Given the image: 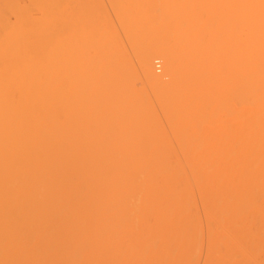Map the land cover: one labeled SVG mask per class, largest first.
<instances>
[{
	"label": "bare ground",
	"instance_id": "obj_1",
	"mask_svg": "<svg viewBox=\"0 0 264 264\" xmlns=\"http://www.w3.org/2000/svg\"><path fill=\"white\" fill-rule=\"evenodd\" d=\"M80 1L82 5H86V0ZM82 1L85 3L83 4ZM88 1V6L86 5L88 9L86 6L81 8H85L84 11L87 10V12L91 11L89 4L92 3V0ZM138 1L142 5L149 0H142V3L140 0ZM160 1L165 0H159V2ZM183 1L187 2L188 6H185V2ZM113 2L114 9L116 8L117 15H119V20L128 22V24L125 23L126 27H128L129 24L131 25L130 21L133 18L130 15L131 12H133L134 9H137L136 12H138V9H142V7H139L141 5L139 3V5L137 4V0H131L130 2L113 0ZM164 3L165 10L161 12L160 15L145 16V27H141L145 29H141L140 27L137 28L133 25L136 24V22L134 23L133 21V28L135 27V30L137 28L141 30V32L136 30V32H139L140 36L136 38L138 42L135 40L137 35L134 38L131 36L134 42H130L132 44L129 46H134L135 43H137L136 46L133 47L134 49H131V52H133L135 56H139L136 52L141 56L139 65L137 64L138 62L135 63L138 67L140 66L139 70L142 69V72H140L145 75H143L144 80L152 86L154 93L158 97L159 103H157L165 113L167 119L163 120L169 123L167 124L168 127L170 126V128H168L169 131L172 129V132L170 131L172 138H175L174 140L177 138V141L174 142L176 144L178 143L177 146L179 148L183 146V150H185V154L181 152V156L183 155L182 158L188 170L181 158L179 156H174L175 152L172 151L173 145H169L171 140L168 135L167 137L170 141H167L168 138L167 140L165 138L166 131L165 129L163 130L164 125H162L161 119L159 120L157 112L160 111V108L157 107L159 110L156 111L155 106L153 107V101L149 103V101H151L150 98L154 97L153 94L151 95L153 97H149L146 95L148 92L144 90V84L147 82L145 83L143 80L144 84H140L141 87L140 85H136V87L138 86L137 89L139 91L143 88L142 90L146 92L144 95L145 98L147 97L146 99H148V102L144 101V92L142 90L140 94L138 90L137 93L134 91L135 88L133 89V87L129 86V83L132 84L130 78H132L133 83L137 81L136 78H138L139 81L142 80L137 70H135V63L130 62V58L129 60L124 57V51L120 52V50L118 52L112 48L116 45L113 44L112 46L110 42L112 40L116 41L118 38L115 36L116 33L114 35L115 37L113 35L108 36L107 34H112L111 32L113 30L111 31L110 29L111 32L109 30L107 32V30H105L106 28H101V32L96 31L99 29H95V33H92L94 32L92 31L90 34L91 36L83 35L81 37V28L85 29L81 27L78 29V34L81 39L80 37H78L77 40L70 38L71 42L69 43L68 49L65 47V51L67 52L66 55L70 57V62L68 61L69 58H67L62 61H54L52 65L55 67L58 64L57 68L53 66V68H51V64H46V68L40 66L35 70H42L41 72H43L45 77L40 75L41 73L39 74V72L33 70V72H30L31 75L29 77L24 76L20 79L21 83L19 84L23 87H19L20 90L18 89L19 92L15 93L16 95H14L13 102H9V98H7V101H3V99L0 98L2 104L7 102L3 104V106L0 103V264H38L39 261H44L42 259H44L46 253L49 254L50 251L51 253L53 251L54 254L56 252L60 253L63 247L66 248L65 239L76 237L73 239L75 240L77 237H81L83 233L85 234V230H88L86 232H89V236L87 234H85L87 236H83L85 238L92 237L93 234H97L95 232L100 230L102 226L96 224L105 223V227H107L111 221H121L119 224L123 223L122 225L124 227L121 225L120 229L111 228V230L110 227H108L110 230L106 229L108 234L107 231L103 229V225L102 229L104 233H101V229L98 234H102L104 237L106 236V238L107 236L112 238L111 235L114 236L119 233L116 237L118 241L115 243L119 242V237H122L123 240L126 237L125 239L128 241L129 239L133 241L131 243L129 242L127 246L125 245V241L122 240L124 243L123 246H127V248L123 250L119 245L116 246L117 248L113 245L114 248H108L114 249V251L111 250L110 252H108L109 250L107 251L106 248L102 249L95 245L98 249H102L100 252H96L99 256L93 252L95 257H102L103 254L104 256H109L108 258L104 257V261L102 258L103 262L100 261L101 264L104 262V264H178V260L181 262L185 259H179V257L182 256L180 255L181 251L179 252L181 248L176 243H179L178 241L181 240L184 235L185 237L183 239L185 243L184 240L183 242L181 240L180 243H182L183 246L184 244L187 246L190 244L188 240L189 232L191 231L194 235L197 233V229L195 231V227L197 226L189 222L193 217H196L197 222V216L193 214V216H190L191 214L189 215V212L186 213V216L184 215L185 217L183 216L184 218L190 216V219H187L188 226L183 224V226L186 227L185 229L183 228L186 232L181 230L180 226L176 225L179 222L176 221L182 217L181 215L185 214V211H188L184 209V207L187 206L185 203L189 201L188 196L192 198L194 194L191 195L192 192L190 191V193H188L189 195H184V192L188 189L187 187L190 186L189 190H192L191 188L195 186L194 183L196 182L198 188L202 185L201 187L203 190L200 189L201 193H203L202 191L206 192V187L209 188L208 193L211 194L212 197H210L211 195L209 196L208 193H204L202 194L203 196H201L207 200L210 198L213 200L215 197L213 194L216 193L215 189L218 187H216L217 184H219V188L224 189V193H227L225 191L226 189H229L227 191H231L232 195L228 193L230 197L232 196L230 198L223 193L222 189H219L221 190L219 194L223 193V195L227 196V199H225L222 195L224 200L228 201L227 203L218 199L219 197H216V200L218 199L219 201L216 203L214 198L215 204H211L213 201L210 200L208 205L206 202H203L201 198L203 204L206 203L204 205H215V207L211 209L213 213H211L209 209L207 215L213 217L211 214L217 212L214 218L220 215L219 218L217 217L219 220L228 219L227 221H229V215L231 213L230 204H234V208L236 207L235 209H238L237 207H239L240 211L242 209V211H259V216L257 215L258 213L256 214L254 211L251 213L248 212L249 214L244 211L246 217L244 214L243 217L247 219L248 216L249 218L251 216V225L253 227L255 226L253 220L257 217V219H261L260 215L262 210H264V0H166ZM183 3L186 8L189 7V11L182 12L184 6L182 9L181 4ZM92 5L95 6L96 3ZM189 5H191L193 9H191ZM194 5L195 7L197 6V11L194 9ZM143 7L144 10L141 11L140 9V12H145V5ZM185 9L183 11H186ZM99 12L100 10L96 13ZM90 13H92V11ZM96 13H93L95 21ZM138 14L140 15V13ZM99 16L97 14V20L101 18ZM130 29L129 27L125 29V31L127 30L126 34L128 38H130L129 34L132 35V32L135 31ZM87 30L89 31V28ZM87 30L85 34L88 33ZM143 30L144 32L142 34ZM129 31L130 33L128 34ZM96 33L99 35L98 37L105 36V39L100 37L101 40L103 39L105 41H98L101 44L104 43V45H98L99 43L95 42L96 40L94 38L98 39ZM159 34L162 37L165 36L168 41L164 38L166 40V42H164L162 37L156 39V36ZM91 37L92 40L94 39L95 41L93 40L92 42ZM142 38L145 40V43ZM107 40L110 41L105 43ZM141 40L143 41V48L140 47L141 45L138 46L139 42H142ZM90 42L91 44L98 43V47L94 44L93 49H95V51L97 50V53H101L100 55H102L103 52L104 55L102 56H108L107 60L112 64L108 65L107 62L105 64L103 61L106 59L105 57H97L96 55H99V53H93V46L87 48L90 46H88ZM77 43L82 45H80L82 48L81 51L78 50ZM106 44H110L111 46H107ZM105 45L112 48V51ZM100 47L102 49L99 51L98 49H100ZM74 49L81 52L76 51V57L79 55V58L81 55V57L84 58V62L83 59H80L81 61L79 60V63H77L76 59H71L74 55ZM85 49H92L91 52L93 54H90L91 52L87 53L88 50L84 52L83 50ZM113 50L115 52L113 56L115 57H112ZM68 52H70L72 56L69 55L70 53ZM89 54L95 56L93 57ZM117 55L123 61L118 58ZM137 58L138 57H136V61H138ZM152 58L155 59L154 61H156V63L160 60L159 58L165 60V66L163 65L165 68H161V62L158 61L159 63H157L161 65H158V67L160 66L158 71L162 69L165 75L160 74L157 69L156 71L154 70L152 66L157 68V65L152 61ZM115 62H117L120 67L117 66ZM120 62H123V64L121 63L122 66ZM70 63L73 64V66L70 65ZM43 64L45 63H40V65ZM109 66H111V68H109ZM52 69L54 72H52ZM102 69L103 72L101 73ZM133 70H135V73L132 72ZM47 73L50 74L47 75ZM34 74L43 76L42 80L45 83H41V80H37L39 76H34ZM136 75L138 77H136ZM164 76H168V79ZM48 77L49 79H47ZM50 77L52 79H50ZM108 79L113 81L109 82ZM25 83H27L28 91L25 88ZM139 83L140 82H138V84ZM67 85L70 87L67 88ZM55 87L57 88V92L54 91L56 90ZM149 87L148 85V88ZM93 92L96 96L93 94L95 97L93 96L94 98H92L91 95L89 99V94ZM43 93H45L46 98ZM151 93L153 92L150 91V94ZM85 95L87 99H89L88 101ZM153 100H156V98L154 97ZM81 112L85 113L83 117H81ZM163 112H160V114L162 115ZM110 117L112 118L109 119ZM162 117L164 118V116ZM119 123H125V127L124 130L120 131L121 126H116L119 128L118 134V132H116L117 128L115 129L114 127L115 124L118 125ZM89 125H91V129ZM93 127L95 131H99L98 133L103 132L104 135L101 133L103 136L100 134L98 137L99 134L93 131ZM112 127L115 129V132L112 131ZM88 128L89 132L86 131ZM103 128L108 131L112 129V132L110 131L108 135V131H105ZM125 128L128 131H126ZM124 131L126 133H124ZM105 132L107 135H105ZM163 133H165V137ZM101 136L102 138H100ZM180 143L182 145H180ZM168 145L171 147V151L174 155L171 152L165 155L166 149L169 148L167 147ZM163 150H165L164 153H162ZM180 151H182V148ZM171 154L172 156H168ZM186 170L188 171L187 173L192 172L190 175L192 179H196H194V181L188 177V179L193 182H190V184H194V186H187L188 181L185 176ZM208 172L211 174L210 177L206 175L209 174ZM213 175L216 176L214 177ZM218 175H221V177ZM217 177L219 179H215ZM251 178L252 180H250ZM199 179H201V181ZM211 179L216 180V183L212 181V184L215 183L214 187L211 182H209ZM210 187H213L212 190ZM246 187L247 190L243 192L242 190ZM252 188L254 190H251ZM256 189H258L259 192L258 190L256 191ZM213 190L214 193L212 192ZM251 191H256L253 192L256 193V195L254 194L256 199L251 196L253 195ZM186 193L187 192H185V194ZM238 193L240 195L249 194L250 198L253 197V199H255L254 201L257 200V202H260L263 208H261L262 206L257 202L254 203L252 199H249V196L247 198V195L240 197L242 200L240 198L237 200L236 196L237 198L240 196H238ZM219 194L217 195L219 196ZM234 194L236 195L235 197L233 196ZM257 194H259V196H257ZM244 197L247 198L248 201ZM232 198H235V200ZM240 200L241 202H238L239 204L236 205L237 201ZM220 201L222 205H220ZM190 202L187 204L194 206L193 203L195 204V202L191 201V199ZM243 202H245V204L248 202V204L244 206ZM178 203L182 204V208L180 207L182 210L180 209L179 212L177 210ZM224 203L226 204L225 208L223 207ZM216 204L220 205L219 209ZM189 205L188 209L190 207ZM250 205H254L253 210H248V208L251 207ZM257 205H259V207ZM195 207L196 206H194V208ZM222 207L224 208L223 213L221 211L223 209ZM114 208L117 211L111 210ZM260 209L262 210L260 211ZM205 210H207V208ZM239 210H235V213L237 214ZM144 213L151 216H149L151 220L148 221L149 218H147L145 222L146 224L148 223L149 226L147 224L148 227L146 226V229L144 226H141L144 227L140 228L143 230V233L135 235L136 230L134 229L136 226L134 228L131 227L129 222H133L134 224L135 220H143L140 219V217L145 215ZM225 214L228 215L227 218ZM238 214H240V212H238ZM232 215L233 217L235 216L234 213ZM171 217L173 219H171V222L173 223L174 220L176 222L173 223L174 226L169 221ZM222 217H224V219ZM263 217L264 214L261 219L263 224L260 223L262 224L260 227L256 224L257 231H255V236L259 233V237L262 233L264 234ZM206 218L207 217H205V219ZM214 218L213 220H215ZM244 218L242 219L243 222ZM237 220L239 223V219L237 218L235 224H237ZM227 221L225 220V222ZM247 222L250 221L248 220ZM257 222L258 221H256V223ZM88 223H94V226ZM143 223L144 221L142 224ZM242 223L240 225H242ZM189 224L191 226L193 225L194 229L192 228L193 226L191 227ZM230 225L226 229L223 228V232L225 233L224 236H226L228 232L225 230L229 228L230 232H232L234 229L232 228L233 224ZM89 227L92 232L95 230L91 236L90 234L92 232ZM93 227L99 228L94 229ZM115 227L120 226L115 225ZM189 227L192 229H189ZM256 227H254L253 230H255ZM219 228L220 227H218V229ZM260 228H262V230H260ZM173 229H180L181 231L179 230L178 233L181 235L182 232V237ZM120 230L122 232L124 231L123 234ZM236 230L234 229L232 232L234 236V231ZM249 230L253 232L252 229ZM221 231L222 230L218 232L221 233ZM191 232L190 236L192 237ZM185 233L187 235H185ZM219 233L217 234L215 232V234L220 237ZM247 233L248 232H246V237ZM208 234L210 235L211 231L208 232ZM213 234L214 232H212V235ZM229 234L231 235V233ZM216 235H213V239L218 238V236L215 237ZM156 236L159 237V241L163 240L162 237H166L164 238L165 241L163 240L164 242L162 241L159 243L160 245L154 244L152 240H156ZM186 236H188V238ZM221 236L223 237V233ZM258 236L257 238H259ZM96 237H98V235H96ZM185 238H187V241ZM99 239L103 240V236L98 237L96 240ZM213 239L212 242H215V245L216 241ZM193 240L194 239H192V241ZM197 240V238L196 241L194 240L195 244ZM218 240L220 241L219 238ZM218 240L217 243L219 242ZM141 241L142 244L143 242L144 244L148 243L147 245L143 244L141 246ZM227 241L228 240H226V242ZM230 241L232 242V240ZM259 241L260 240H258V242ZM122 242L119 243L120 246ZM149 242L152 246H150ZM172 242H175V245H173L174 248L178 247L177 253H179V256H174L177 254H175L176 251L174 252L175 249L172 250L174 253H171L170 246H172ZM188 242L189 244H186ZM220 242L219 246L222 248L223 246L220 245ZM235 242L232 243L236 244ZM241 242L243 245L245 244L243 240ZM182 244L180 246H182ZM228 244L231 246L230 243ZM214 245H210V249L209 251L207 250V252H210ZM217 245L218 244L215 246ZM239 245L240 244H238V247ZM95 246L93 249H96ZM145 246H150V248L146 250ZM183 246L182 249L185 248ZM190 246H187L189 247L188 253H185V249L181 252L184 253L186 257L192 251L191 248L193 249V246L191 248ZM217 247L212 249L213 253ZM233 247L235 248V246ZM119 248L121 250H119ZM230 248L232 249V247ZM224 249L227 250V252L229 250L226 249V247ZM217 250L219 249L217 248ZM92 251H88V255L93 254ZM218 252H215L214 255H217L216 253ZM192 253L195 252L192 251ZM229 253L230 252H228V254ZM207 254L209 255L211 252ZM228 254L225 253L223 255L227 256ZM238 254L239 256L241 255V253ZM172 255L176 259L171 258V260L168 258L172 257ZM219 255H221V258ZM231 255L235 256L236 254ZM218 256L219 260L222 259L223 264H231L229 262H233V259L230 261L227 257H225L226 260H223L224 256H222V253H218V255L215 256L216 258H214L218 260ZM38 257L41 259H38ZM235 257L238 258V256ZM193 258L191 257L190 260H193ZM209 258H211V256L207 259ZM93 259V263H95L96 258L93 257ZM173 259H175L177 263L173 262ZM215 259L213 260L215 261L213 264L219 262H216ZM47 260L50 262L49 259ZM97 260L99 262V259ZM59 261L62 262V260H55L53 264H58L60 263ZM189 261L187 260V262ZM245 261L246 260H244V262ZM184 262H186V260ZM184 262L182 261V263ZM207 262H209V260H207ZM207 262L206 264H208Z\"/></svg>",
	"mask_w": 264,
	"mask_h": 264
},
{
	"label": "rangeland",
	"instance_id": "obj_2",
	"mask_svg": "<svg viewBox=\"0 0 264 264\" xmlns=\"http://www.w3.org/2000/svg\"><path fill=\"white\" fill-rule=\"evenodd\" d=\"M83 1H85V0H83ZM82 1V3L84 4L85 2H83ZM91 1V0H90ZM123 2H130L131 0H122ZM141 1V3L144 1H142V0H140ZM92 3H90L89 5H90V10L92 11V13H90L91 11H89V12H87V10L86 11H84V9H81V8H83V7H85L88 3H89V1L88 0H86V5H82L81 4V1L80 0H0V98H2L3 99V101H7V98H9V102L11 101V102H13V99H14V95H16L15 93H18L19 92V90H20V88L19 87H21L20 86V84L19 83H21V80L20 79H22L24 76H27V77H29L30 75H31V73L30 72H33V70H35V69H38L40 66L42 67V68H46V64L47 65H49V64H51V68H53L54 66L52 65V63L54 64V61H62V60H65V59H67V58H69V62L71 61L70 60V57L68 56V55H66L67 54V52L65 51V47L68 49V47H69V43L71 42L70 41V38H73V39H76L77 40V38L78 37H80V35L78 34V29L79 28H81V27H84L85 29L88 27L89 28V31H88V33L87 34H85L86 32V30L85 29H82L81 28V32H80V34H81V37L83 36V35H90L91 34V32L92 31H94V32H92V33H95V29H99V30H96V31H100V29L102 28V29H105V30H107V32H108V30L110 31V29H111V33L112 34H107L108 36L110 35H115V33H116V37H118L117 39L116 38H114V39H116V41L114 42L113 40L110 42L111 43V45L113 46V44L114 45H116V46H113L112 48H114L115 50H117L118 52L120 51V52H122V51H124L123 52V54H124V57H126V58H130L131 59V61L130 62H133V63H135V62H138L137 64L139 65V59H140V54L139 53H137L136 51V54H138L139 56H135L134 54H133V52H131V49H134L133 47L134 46H136V44L137 43H135V45L133 46V45H131V46H129L130 44H132V43H130V42H134L133 40L134 39H132V38H134L136 35V37H135V40L138 42V40L136 39V38H139L140 36H139V32H136V30H139V29H137V28H141V27H145V16H148V15H155V16H157V15H160L161 14V12H163L164 10H165V6H164V2H166V0L165 1H160L159 2V0H149V1H147V2H145V3H143L142 5L139 3V1L137 0V4L139 3L141 6H139V7H142V9H141V11L142 10H144V5H145V12L143 11V12H140V9H138V12H136L137 11V9H134V11L133 10H131V11H133V12H131V14H130V12H129V14L133 17L132 18V20L130 21L131 22V25L129 24V28H131L130 30H132V31H134L135 30V27L133 28V25L134 26H136L137 28H136V30L134 31V32H132L133 34L132 35H130L129 33H130V31L128 32V34H129V37L131 38V36H132V38L130 39V38H128V36H127V30L125 31V29H127L128 27H126V25H125V23H127L128 24V22L126 21V20H124V21H126V22H122V20H119V15H117V12H116V8L114 9V2H113V0H92L91 1ZM161 2H163V3H161ZM183 2H185V1H183ZM93 3H96V5L95 6H93L92 4ZM161 3V4H160ZM136 4V5H137ZM138 4V5H139ZM187 4V2H185V6H188V4ZM190 4V3H189ZM74 5V6H73ZM81 5V6H80ZM136 5H134V6H136ZM137 5V6H138ZM182 5V9H183V6H184V3L183 4H181ZM192 5V4H191ZM191 5H189V6H191ZM79 6V7H78ZM88 6V5H87ZM87 6H86V8H87ZM136 6V7H137ZM184 6V9L186 8ZM135 8V7H134ZM138 8V7H137ZM180 8V9H181ZM88 9V8H87ZM183 9V10H184ZM189 9V7H187L185 10L186 11H183L182 10V12H187V11H189L188 10ZM191 9H193V7L191 6ZM190 9V10H191ZM194 9L196 10L197 9V6L195 7V5H194ZM97 10V11H96ZM100 10V12H101V15H100V12L99 13H96V12H98ZM191 11H194V10H191ZM197 11V10H196ZM195 12V11H194ZM93 13H96L95 15H96V21H95V17L93 16ZM133 13H135V14H133ZM138 13H140V15L138 14ZM142 13V14H141ZM97 14H98V16L99 17H101V18H99V20H97L98 19V17H97ZM133 14V15H132ZM140 17V18H138V17ZM121 18V17H120ZM129 18H130V16H129ZM128 18V19H129ZM138 18V19H137ZM123 19V18H122ZM127 19V20H128ZM70 20V21H69ZM130 20V19H129ZM138 20V21H137ZM139 20H140V22H139ZM68 21V22H67ZM133 21H134V23L136 22V24H133ZM70 22V23H69ZM123 23V24H122ZM133 24V25H132ZM123 25H125V26H123ZM147 25V24H146ZM131 26V27H130ZM74 28H76V29H74ZM141 29H145V28H141ZM84 31V32H83ZM115 31V32H114ZM140 32H141V30H139ZM101 32V31H100ZM104 32V31H103ZM138 33V34H136V33ZM143 32H144V30L142 31V34H143ZM84 33V34H83ZM114 33V34H113ZM97 34V33H96ZM142 34H141V36H142ZM93 35V34H92ZM101 35V34H100ZM104 35H105V33H104ZM107 35H106V37H107ZM91 36V35H90ZM99 35L97 34L96 35V37H98ZM112 36V37H113ZM114 36V37H115ZM81 37H80V39H81ZM87 37V36H86ZM100 37H103L104 39H105V36H100ZM100 37H98V39H96V38H94L93 40L95 41V42H98L99 40H101V38ZM157 38L156 39H158V37H162L160 34L158 35V36H156ZM88 38V37H87ZM100 38V39H99ZM111 38V37H110ZM145 38V37H144ZM163 38V41L164 42H166V38H165V36H163L162 37ZM166 40H165V39ZM143 39V38H142ZM83 40H85V39H83ZM90 40V39H89ZM91 40H92V37H91ZM93 40H92V42H93ZM103 40V39H102ZM101 40V41H102ZM111 40V39H110ZM110 40H107V42H105V43H108ZM103 41H105V40H103ZM142 41V40H141ZM143 41H144V43H145V40L143 39ZM143 41L142 42H139V45L138 46H140V47H142V44H143ZM168 41V40H167ZM89 42V41H88ZM82 43V42H81ZM99 43V42H98ZM97 43V44H98ZM141 43V44H140ZM68 44V45H67ZM95 43H92L91 44V42H90V44L88 43V46L89 47H87V48H91L93 45H94ZM97 44H95L96 46H97ZM67 45V46H66ZM81 44H79V43H77V48H78V50H82V48H81V46H80ZM98 45H104V43H99ZM107 46H111L110 44H106ZM105 45V46H106ZM105 46H103V47H105ZM106 46V47H107ZM137 46V47H138ZM98 47V46H97ZM96 47V48H97ZM116 47V48H115ZM77 48H75V49H77ZM94 48V46L92 47V49ZM109 50L111 49V51H112V48H109V47H107ZM122 48V49H121ZM125 48V49H124ZM143 48V47H142ZM74 49V50H75ZM92 49H85V50H83L84 52H86L87 51V53H90L91 52V50ZM102 48L100 47V49H98L99 51L101 50ZM136 49V48H135ZM78 50H75V51H73L74 52V55L72 56V54L70 53V52H68V53H70L69 55H71L72 57H71V59L73 60V59H76V61H77V63H79L78 61L81 59H83V62H84V58H82L81 57V55H80V57L78 58V56L76 57V54L77 53H75L76 51H78ZM105 50V49H104ZM108 50V51H109ZM141 50V49H140ZM68 51V50H67ZM80 51H78V52H80ZM97 51V50H96ZM95 51V49H93V53L94 52H96ZM133 51V50H132ZM142 51V50H141ZM107 52V51H106ZM129 52V53H128ZM81 53V52H80ZM92 52L90 53V54H93ZM99 53V52H98ZM97 52H96V54H98ZM115 52H114V50H113V52H112V57H115V56H113V54H114ZM117 53V52H116ZM83 54H85V53H83ZM89 54V55H90ZM101 53H99V55H96L97 57L99 56H102V55H104L103 54V52H102V55H100ZM111 54V53H110ZM130 54V55H129ZM85 55H87V54H85ZM84 55V56H85ZM105 55H107V54H105ZM109 55V54H108ZM83 56V57H84ZM90 56H95V55H90ZM121 56V55H120ZM105 57V56H104ZM103 56L101 57V58H104ZM108 57V56H107ZM107 57H105L106 59L105 60H103L104 61V63L106 64V62H107V64L109 65V64H112L111 62H109L107 59ZM117 57L118 58H120L118 55H117ZM136 57H138L137 59H138V61H136ZM78 58V59H77ZM100 58V59H101ZM154 58H156V57H154ZM89 59H90V57H89ZM98 59V58H97ZM111 59V58H110ZM113 59V58H112ZM121 59V58H120ZM119 59V60H120ZM124 59V58H123ZM127 59V60H128ZM129 59V60H130ZM160 60H158V59H156V60H158L159 62H161V64H162V66L164 65L165 66V60L164 59H162L163 60V62H162V60H161V58H159ZM80 60V61H81ZM92 60H94V59H92ZM114 60V59H113ZM118 60V59H117ZM122 60V59H121ZM155 59H153L152 58V61H154ZM101 61V60H100ZM112 61V60H111ZM123 61V60H122ZM124 61H125V59H124ZM157 61V63H159ZM65 62H67V61H65ZM96 62V61H95ZM155 63H156V61H154ZM40 63H45V64H43V65H40ZM58 63V62H57ZM72 63V62H71ZM70 63V65H72L73 66V64H71ZM123 64V62H120V65L122 66V64ZM125 63H128V62H125ZM132 63V64H133ZM152 63V62H151ZM156 63V65H157V68L156 67H154V66H152V64H151V66L154 68V70L156 71V69H157V71H158V69H159V67L161 66L160 64H157ZM164 63V64H163ZM59 64H60V62H59ZM67 64V63H66ZM74 64H76V63H74ZM97 64V63H96ZM115 64L117 65V66H119L118 64H117V62H115ZM114 64V65H115ZM136 63H135V67H136V69L135 68H133V69H135V70H137V72H138V74H139V77H140V79L143 81L144 80V74H142L141 72H142V69L141 70H139V67H138V65H137ZM70 65H69V67H70ZM77 65H79V64H77ZM107 65V66H108ZM154 65V64H153ZM155 65V66H156ZM158 65H160L159 67H158ZM53 66V67H52ZM57 66H58V64H57ZM57 66H55L56 68H57ZM66 66H68V65H66ZM75 66V65H74ZM111 66H113V65H111ZM111 66H109V68H111ZM161 66V68H165L164 66L162 67ZM50 67V66H49ZM49 67H48V70H49ZM54 67V68H55ZM61 67H62V65H61ZM68 67V68H69ZM78 67V66H77ZM120 67V66H119ZM60 68V67H59ZM67 68V67H66ZM106 68H108V67H106ZM138 68V69H137ZM152 68V69H153ZM41 69V68H40ZM39 69V70H40ZM70 69H71V67H70ZM77 69V68H76ZM47 70V69H46ZM53 70V69H52ZM57 70V69H56ZM101 70V69H100ZM135 70H133L132 72H134L135 73ZM165 70V69H164ZM36 71V70H35ZM42 70H40V71H36V72H39V74L40 75H43V72H41ZM51 71V70H50ZM67 71V70H66ZM73 71V70H72ZM75 71V70H74ZM141 71V72H140ZM47 72V71H46ZM52 72H54V70L52 71ZM103 72V69H102V71H101V73ZM136 72V73H137ZM160 74H163V75H165V73L163 72V70L161 69V70H159L158 71ZM45 73V72H44ZM74 73V72H73ZM157 73V72H156ZM158 73V74H159ZM39 74H38V76H39ZM46 74V73H45ZM48 74H50V73H47V75ZM54 74V73H53ZM55 74H56V72H55ZM76 74H77V72H76ZM105 74V73H104ZM132 74V73H131ZM130 74V75H131ZM46 75V76H47ZM52 75V74H51ZM135 75V74H134ZM144 75V76H143ZM33 76V75H32ZM34 76H37V74L35 75L34 74ZM37 76V77H38ZM44 76V75H43ZM43 76H39V78L37 79V80H41L40 82L41 83H45L43 80H42V78H43ZM78 76V75H77ZM45 77V76H44ZM130 77V76H129ZM136 77H138L137 75H136ZM164 77H166V79H168V76H164ZM33 78V77H32ZM47 79H49V77L47 78ZM50 79H52L51 77H50ZM111 79H113V78H111ZM109 80V82L111 81H113V80ZM131 79V82H132V84L131 83H129L130 85V87H133V89L135 88V90L134 91H136L137 93H138V89H137V87L141 84V85H143L144 84V81H145V83L147 82L146 80H144L143 82L142 81H139L138 80V78H136L137 79V81L138 82H140L139 84H138V82L136 81V82H134L133 83V81H132V78H130ZM130 79H129V81H130ZM133 79H134V77H133ZM146 79V78H145ZM35 80V79H34ZM44 80H46V79H44ZM69 80V79H68ZM107 80V81H108ZM27 81V80H26ZM77 81V80H76ZM135 81V80H134ZM24 82H25V80H24ZM32 82V81H31ZM39 82V83H40ZM47 82V81H46ZM55 82V81H54ZM69 82V81H68ZM67 82V83H68ZM108 82V83H109ZM57 83V82H56ZM77 83V82H76ZM136 83V84H135ZM143 83V84H142ZM22 84H24V83H22ZM36 84V83H35ZM54 84V83H53ZM61 84V83H60ZM68 84H71V83H68ZM135 86H134V85ZM150 86L149 88H148V85ZM26 85V86H25ZM25 88H26V90L28 89V86H27V83H25ZM30 85H32V84H30ZM37 85V84H36ZM80 85V84H79ZM133 85V86H132ZM136 85H138L137 87H136ZM141 85H140V87H141ZM51 86V85H50ZM49 86V87H50ZM23 87V86H22ZM21 87V88H22ZM31 87V86H30ZM58 87V86H57ZM61 87V86H60ZM59 87V88H60ZM68 87H70V86H68L67 85V88ZM72 87H73V84H72ZM140 87H139V89H140ZM143 87V86H142ZM144 87H145V89L144 90H146V92H148V94H146V92L144 91V90H142L144 93H143V98H144V101L145 102H148L147 100L148 99H146L145 98V95L144 94H146L147 96H149V97H155L156 98V100H153V98H150L151 99V101H149V103L150 102H152L153 103V107L155 106V109H156V111L157 110H159V109H157V107L158 108H160L159 107V102H158V97H157V95L154 93V90L152 89V86L147 82L146 84H144ZM36 88V87H35ZM43 88V87H42ZM56 88V87H55ZM19 89V90H18ZM70 89V88H69ZM23 91H25L24 89H22ZM36 90H37V88H36ZM41 90H43V89H41ZM60 90V89H59ZM58 90V91H59ZM138 90V91H137ZM140 90V91H141ZM153 90V91H152ZM28 91V90H27ZM45 91V90H44ZM43 91V92H44ZM54 91H56L57 92V88H56V90H54ZM54 91H52V92H54ZM96 91V90H95ZM139 91V92H140ZM150 91L151 92H153V93H151L150 94ZM21 92V91H20ZM26 92V91H25ZM25 92H22V93H25ZM60 92V91H59ZM97 92V91H96ZM95 92V93H96ZM42 93V92H41ZM50 93V92H49ZM88 93H89V91H88ZM44 94V96H45V93H43ZM57 94V93H56ZM61 94V93H60ZM60 94H58V95H60ZM94 92L92 93V94H89L90 96H89V99H90V97H91V95H92V98H94L95 96H96V94H94ZM140 94H141V92H140ZM153 94V96H151ZM94 96V97H93ZM16 97V96H15ZM80 97V96H79ZM85 97H86V95H85ZM97 97H98V94H97ZM45 98H46V96H45ZM51 98V97H50ZM92 98H91V100H92ZM99 98V97H98ZM142 98V97H141ZM1 99V100H2ZM86 99H87V97H86ZM85 99V100H86ZM89 99H87V101L89 100ZM146 99V100H145ZM80 100H82V99H80ZM94 100V99H93ZM143 100V99H142ZM2 101V102H3ZM15 101V100H14ZM108 101V100H107ZM143 101V102H144ZM8 102V103H9ZM158 102V103H157ZM0 103H1V101H0ZM7 102H5V103H3V104H6ZM15 103V102H14ZM13 103V104H14ZM2 104V103H1ZM3 104H2V106H3ZM84 104V103H83ZM82 104V105H83ZM158 105V106H157ZM14 106H16V105H14ZM152 106V105H151ZM154 109V108H153ZM153 111H155V110H153ZM98 112V111H97ZM158 112V116H159V120L161 119V122L163 123H161L162 125H164L163 127V130L165 129V131H166V137H165V133H163L164 134V137L166 138V140H167V138L169 137L170 138V140H171V142L169 143V145L170 144H172L173 145V147H172V151H174L175 152V155H174V153L171 151V147H169V145L167 146V147H169L170 148V151H169V148H167L168 149V151H167V149H166V147H165V149H166V152H165V150H163L162 151V153H164L165 152V155H167V154H170V152L171 153H173V155L174 156H179L180 158H181V160H182V162L184 163V165H185V162H184V159L182 158V156H181V152H182V154L184 153L185 154V150H183L184 148H183V146H181V148H182V151H180L181 150V148H179L178 146H177V144L174 142V141H177V138H176V140H174L175 138H172V134H170L172 131V129H170V131H169V129L168 128H170V126L168 127V125L167 124H169L168 122L166 123V121H164L165 119H166V116H165V113L162 111V109L160 108V111H157ZM160 112L162 113L163 112V114L161 115L160 114ZM111 113V112H110ZM83 114H85V113H83V112H81V117H83ZM162 116H164V118L162 117ZM112 117H110L109 119H111ZM164 119V120H163ZM167 120V119H166ZM96 122V121H95ZM98 122V121H97ZM122 123V122H121ZM92 124V123H91ZM94 124V123H93ZM124 124L125 123H123V124H118V125H116L115 124V129L117 128L116 126H121V130L120 131H122V130H124ZM160 124V125H161ZM96 125V124H95ZM166 125V126H165ZM114 126V125H113ZM161 127V126H160ZM89 128L91 129V125H89ZM89 128L86 130V131H88L89 132ZM99 128H101V127H99ZM113 127H112V131H114L115 129H114ZM104 129V128H103ZM118 129L119 128H117L116 129V132H118ZM97 130H99V129H97ZM105 130V129H104ZM110 130V131H111ZM125 130H126V128H125ZM163 130H162V132H163ZM93 131H95L94 130V127H93ZM105 131H108V130H105ZM110 131H108V135H109V132ZM111 131V132H112ZM126 131H128V130H126ZM164 131V132H165ZM90 132H91V130H90ZM95 132H99V131H95ZM101 132V131H100ZM115 132V131H114ZM102 134H103V132H101ZM101 133H98L99 135H98V137L100 136V134ZM121 133V132H120ZM123 133V132H122ZM124 133H126L125 131H124ZM101 134V135H102ZM117 134V133H116ZM118 134H119V132H118ZM97 135V134H96ZM95 135V136H96ZM104 135V134H103ZM102 135V136H103ZM105 135H107L106 134V132H105ZM167 135H168V137H167ZM102 136L100 137V138H102ZM97 137V136H96ZM95 137V138H96ZM105 137V136H104ZM107 138V137H106ZM105 138V139H106ZM169 138H168V140L167 141H170L169 140ZM179 142V141H178ZM175 143V144H174ZM167 144H168V142H167ZM172 145H170V146H172ZM180 145H182L181 143H180ZM180 149V150H179ZM169 152V153H168ZM177 154V155H176ZM168 156H172V154L171 155H168ZM186 166V165H185ZM186 169L188 170V168H187V166H186ZM186 170V172H185V176H186V178H187V181H188V185L187 186H190V185H192V184H190V182H192V180H194V179H192V177H190V175H191V173L192 172H189V173H187L188 171ZM190 171V170H189ZM187 173V174H186ZM209 173V172H208ZM205 174V173H204ZM188 175V176H187ZM194 175V174H193ZM199 175V174H198ZM206 175H208V177H210L211 176V174L209 173V174H206ZM196 176V175H195ZM200 176V175H199ZM214 177L216 176V175H213ZM219 177H221V175H218ZM188 177L190 178V179H192V180H190V179H188ZM202 177H204V176H202ZM207 177V178H208ZM252 177H254V176H252ZM196 178H197V176H196ZM213 178V177H212ZM209 179V178H208ZM215 179H219L218 177L217 178H215ZM221 179V178H220ZM254 179V178H253ZM196 180V179H195ZM194 180V181H195ZM200 181H201V179H199ZM250 180H252V178L250 179ZM212 181L214 182L215 181V183H216V180H213V179H211V181H209V182H211V184H212ZM203 182V181H202ZM193 183V182H192ZM197 183V182H196ZM196 183H194L195 184V186H194V184L192 185V186H194V187H192L191 189L192 190H189V188L191 187H187L188 189H186V191L185 192H187L186 194H185V192H184V195H189L188 193H190V191L192 192L191 193V195L193 194V197L192 198H190V196H188V199H189V201H187L185 204L187 205L186 207H184V209H186V210H188V211H185V214H182L178 219L179 220H177L176 222H178V224H176L177 226H180L181 227V230H183L184 232H186L184 229L186 228V227H184L183 226V224L185 225V226H188L187 225V223H188V221H187V219H190V216H197V222H196V217H191L192 219H194V220H189V222H190V224H195L197 227H195V231H196V229H197V233H195V235L194 234H192V232H191V235H192V237H193V235H194V237L195 236H197V237H191L190 236V232H189V242H190V244H189V242L188 243H186V244H189V245H187V246H190V248L193 246V249L191 248V250L193 251V252H195V253H192V251L187 255V257L186 256H184L185 254L184 253H181L184 249L186 250V252L185 253H188L189 252V247H187V246H185V244H184V246H183V244L182 243H180V241L182 240V242H183V238L185 237L184 235H183V237L181 236L183 233L181 232V235L178 233V231L180 230V229H178V230H176V229H173V230H176V232L180 235V237H182V239L181 240H179L178 242L180 243H176V244H178L179 245V247L181 248V250H179V252H180V255H182L181 257H179V259H185L186 260V262H187V260L189 261L190 260V258L192 257H194L193 258V260L191 259L189 262H187V263H189V264H206V262H207V260H209V262H207L208 264H213V262H215V261H213L216 257L215 256H217L218 255V253L219 254H221L222 253V256H224L223 254H225V253H227L228 254V252H230L231 254H236L235 256H238V258L237 257H235L234 255L232 256L230 253L226 256H224V258H223V260H226L225 259V257H227V259L229 260L230 259V261L233 259V262L231 261V262H229V263H231V264H238V263H240V264H248L249 262V264H264V239H263V233L261 234V236L259 237L258 235L260 234L259 233V231H258V233L259 234H257L256 236H255V231H257V227H256V224H257V226H261L262 224H263V222L261 221V219H262V216H263V214H264V210H262V209H260V211L262 210V213H261V215H260V217H261V219H257V218H255L254 220H253V224L255 225L254 227H256V229L255 230H253L254 229V227L251 225L252 224V221H251V216H250V218H249V216L247 217V219H245L244 217H243V214L245 215V212L247 213V214H249V213H251V212H255L258 216H259V211H256V210H253L254 209V205L252 206V205H250L251 207H249V206H247V207H249L248 208V210H253V211H240L239 209V207H237L238 209H235L234 208V204L233 205H231L230 204V215H229V221H227L228 219H225L227 222H225V220H222V219H218L219 217H220V215H219V217L218 216H216L215 218H214V216L215 215H217V214H215V213H217V212H215L214 214H211V213H213V212H211V209H213L214 207H215V205H212V206H208L209 204L208 203H210V200H212L211 198L209 199V200H207V199H205V198H202L201 196H203L202 194H207L209 191V188H207L206 187V192H204V191H202L203 193H201L200 191V189H202V185H200V187L198 188L197 187V185H196ZM215 183H213L212 185H213V187H214V184ZM200 184H202V183H200ZM211 186V185H210ZM218 186V187H217ZM199 189V191H198V189ZM204 187V186H203ZM212 187V188H213ZM216 187L218 188V192H217V188L215 189L216 191V193L215 194H213V196L215 195V200H216V197H219L218 199H221V201H225L224 200V198H223V196L225 197V199H227L226 197L227 196H225V195H223V193H224V189H222V188H219V184H217L216 185ZM211 188V187H210ZM212 188H211V190H212ZM250 188V187H249ZM205 189V188H204ZM219 189H222V191H223V193L222 194H219V193H221L220 191L221 190H219ZM226 189V188H225ZM188 190V191H187ZM203 190V189H202ZM227 190H229V189H226L225 191L227 192V193H224V194H226V195H228V197H230L229 196V194L230 195H232L231 194V191H227ZM247 190V187L244 189V190H242L243 192H245ZM251 190H254L253 188L251 189ZM258 189H256V191H257ZM249 191V190H248ZM256 191H253V192H256ZM213 193H214V190L212 191ZM252 191H251V193L253 194V195H251V196H253L254 197V194L256 195V193H253ZM258 192H259V190H258ZM199 193V194H198ZM229 193V194H228ZM239 193H241V192H239ZM238 193V196L240 195ZM217 194H219V196L217 195ZM208 195L210 196L211 194H209L208 193ZM217 195V196H216ZM221 195V196H220ZM223 195V196H222ZM245 196L247 195V198H248V196H249V194H244ZM244 195H240L238 198H237V196L234 194L233 196L235 197L236 196V199L238 200L240 197H242V196H244ZM257 196H259V194H257ZM256 196V197H257ZM207 197V196H206ZM210 197H212V195L210 196ZM222 197V198H221ZM232 197V196H231ZM230 197V198H231ZM253 197L252 198H250V196H249V199H252V201L255 203V202H257V200L256 201H254L255 199H253ZM260 197H261V195H260ZM187 198V197H186ZM201 198L203 199V202H206L208 205H204V204H206V203H204L203 204V202H202V200H201ZM214 198H213V202L211 203V204H213L214 203ZM245 198V197H244ZM247 198H245L247 201H248V199ZM184 199V198H183ZM190 199H191V201H194L195 202V204L193 203V205L194 206H196L195 208H194V206H192L191 204L189 205V204H187L188 202H190ZM216 200L215 202L217 203L219 200ZM233 200H235V198H232ZM231 199V200H232ZM241 199V198H240ZM187 200V199H186ZM242 200V199H241ZM241 200L240 201H237V203H236V205H238L240 202H241ZM259 200V199H258ZM207 201H209V202H207ZM220 201V205H222V202ZM230 201V200H229ZM260 201H261V199H260ZM185 202V201H184ZM199 202V203H198ZM226 203L228 202V201H225ZM234 202V201H233ZM239 202V203H238ZM246 202V201H245ZM245 202H243L244 203V206L245 205H247L248 204V202H247V204H245ZM251 202V201H250ZM191 203V202H190ZM232 203V202H231ZM242 203V204H243ZM258 204H260V202H257ZM179 204H181V203H178V206H177V210H178V212H179V210L182 208L181 206H182V204H183V201H182V204L181 205H179ZM200 204V205H199ZM210 204V205H211ZM215 204V203H214ZM188 205L190 206L189 207V209H188ZM217 205V204H216ZM219 205V204H218ZM217 205V207H218V209L220 208V205L218 206ZM235 205V206H236ZM243 206V205H242ZM258 207H259V205H257ZM260 206H262L261 204H260ZM181 207V208H180ZM208 207H210V208H208ZM224 208L226 207V204L224 203V206H223ZM222 207V208H223ZM207 208V210H205ZM224 208L221 210L222 211V213H223V210H224ZM257 208V207H256ZM261 208H263V206L261 207ZM209 209H210V214L213 216V217H211V216H209V215H207L208 214V212H209ZM218 209H217V211H218ZM227 209V208H226ZM245 209H246V207H245ZM111 210H116L115 208L114 209H111ZM182 210V209H181ZM235 210H239V211H237V214L235 213ZM257 210H259V209H257ZM117 211V210H116ZM207 211V212H206ZM215 211V210H214ZM178 212H176V213H178ZM189 212V217L188 218H184L185 216H186V213H188ZM219 212V211H218ZM238 212H240V214H238ZM249 212V213H248ZM180 213H181V211H180ZM179 213V214H180ZM235 214V218L233 217V215L232 214ZM254 213V214H255ZM145 214V213H144ZM193 214V215H192ZM206 214V215H205ZM220 214V213H219ZM227 214H228V212H227ZM148 214H145V215H143L142 217H140V219H143V220H138V221H136L135 220V222H134V224H133V222L132 223H130L129 222V224L131 225V227H135V229L134 230H136L135 232H136V234L135 235H139V233H143V230L142 229H140V228H144L145 227V229H146V226H147V224L145 223L146 221H147V218H149V216L150 215H148ZM185 215V216H184ZM226 215V214H225ZM251 215V214H250ZM252 215H253V213H252ZM146 216V217H145ZM176 216H177V214H176ZM184 216V217H183ZM223 216V215H222ZM227 216L228 215H226V218H227ZM254 216V215H253ZM253 216H252V218H253ZM256 216V215H255ZM151 217V216H150ZM199 217V218H198ZM205 217H207L206 219H205ZM218 217V218H217ZM225 217V216H224ZM224 217H222L223 219H224ZM233 217V219L232 220H234V221H232L231 220V218ZM245 217H246V215H245ZM259 217V218H260ZM212 218V219H211ZM213 218L215 219V220H213ZM239 219V223H238V220H237V224H235L236 223V219ZM244 218V222H243V219ZM139 219V218H138ZM170 220V223L174 226V224L173 223H176L175 222V220H174V222L172 223L171 221L173 220L172 219V217L171 218H169ZM172 219V220H171ZM174 219H175V217H174ZM183 219V220H182ZM257 219V220H256ZM263 219H264V217H263ZM151 219L149 218V220L148 221H150ZM209 220V221H208ZM219 220V221H218ZM249 220L250 222H247V221ZM141 223H140V222ZM144 221V223L142 224V222ZM194 221V222H193ZM214 221H216L217 222V224H216V222H214ZM255 221V222H254ZM256 221H258L257 223H256ZM264 221V220H263ZM121 221H119V222H117V221H111L108 225H107V227H105L106 225H105V223L104 224H96V225H104L103 227L101 226V228H100V230L103 228L104 230H109L108 229V227H110V230H111V228L112 229H120L121 228V225L123 224V223H121V224H119ZM136 222H137V224H136ZM196 222V223H195ZM199 222V223H198ZM220 222V223H219ZM242 223V225H240L241 223ZM140 223V224H139ZM198 223V224H197ZM222 223V224H221ZM249 223H250V225H249ZM260 223H262V224H260ZM82 224V223H81ZM85 224V223H84ZM83 224V225H84ZM88 224H90V223H88ZM92 224V223H91ZM90 224V225H91ZM94 224V223H93ZM92 224V225H93ZM106 224H107V222H106ZM124 224H125V222H124ZM133 224V225H132ZM136 224V225H135ZM145 224V225H144ZM183 226H181V225ZM189 224V225H190ZM220 224V225H219ZM232 225L233 224V226H232V228H234L236 231H234L235 232V236L232 234V232H233V230H232V232H230V230H229V228L227 229V230H225L226 232H227V237L226 236H224L225 235V233L223 232V228L224 229H226L227 227H229V225ZM89 225V226H90ZM115 225L116 226H120V227H115ZM127 225V224H126ZM126 225H125V228H126ZM176 225H175V227H176ZM221 225H223V226H221ZM228 225V226H227ZM230 225V226H231ZM85 226V225H84ZM84 226H83V228H84ZM86 226H88V225H86ZM94 226V225H93ZM123 226V225H122ZM141 226H144V227H141ZM148 226H149V224H148ZM147 226V227H148ZM191 226V225H190ZM193 226V225H192ZM191 226V227H192ZM248 226V227H247ZM79 227H80V224H79ZM113 227H115V228H113ZM124 227V226H123ZM128 227H129V225H128ZM131 227H130V229H131ZM137 227H138V229H137ZM191 227H189V229L191 228ZM213 227V228H212ZM215 227H216V229H215ZM218 227H220L219 229H218ZM236 227V228H235ZM246 227V228H245ZM250 227V228H249ZM252 227V228H251ZM258 227V228H259ZM263 227H264V225H263ZM82 228V227H81ZM86 228V227H85ZM90 228V227H89ZM94 229H97V228H99V227H97V228H95V227H93ZM173 228V227H172ZM179 228V227H178ZM184 228V229H183ZM193 229H194V226L192 227ZM191 228V229H192ZM213 230H212V229ZM231 228V227H230ZM87 229V228H86ZM103 229L101 230V233H104V231H103ZM148 229V228H147ZM209 229V230H208ZM214 229H215V231H214ZM246 229V230H245ZM249 229H252L253 230V232L251 231L250 232V230ZM85 230V229H84ZM90 230H91V228H90ZM100 230H97V232H95V233H97L96 235H98V237H100V236H103V240L102 239H99V240H96V239H98V237H96V235H94L93 233H94V231L92 232V230H91V234H90V236L93 234V236H95V237H87V238H85L84 236H87L88 235V233L89 232H86V231H88V230H85V234H87V235H85L84 233H83V235H81V237L83 236V238L81 239V237L79 238V237H77V239L79 240H77V239H75V240H73L74 238H76V237H72V238H68V239H65L64 240V242L66 243V248L65 247H63V252L61 251V250H59V251H61L60 253L58 252H56L55 254H54V252L52 251V253H51V251L49 252V254H45V256H44V259H42V260H44L43 262H45V263H43V262H41V261H39V263L38 264H41V263H43V264H46V263H48V264H53L54 263V261L55 260H62V262H60L61 264H99L100 263V261H102V258H103V261H104V257H109V256H104V254L102 255V257H99V258H97V257H95V254H97L98 255V253H96L97 251H101L103 248L105 249H107V251L108 252H110L111 250H113L114 251V249H112V248H110V249H108L109 247H113V245H114V247H116L117 245H119V247L122 249L123 248V250H125L124 248H127V246L129 245V242L131 243L133 240H130L129 239V241L127 240V239H125L124 238V240H123V238L122 237H119V242H117V243H115L116 241H118L117 239H116V237L118 236V234L116 235H111L112 236V238H109L108 236H107V238H106V236L104 237V235H102V234H98V232L100 233ZM106 230V231H107ZM109 230V231H110ZM122 230H123V228H122ZM125 230V229H124ZM134 230H132V231H134ZM180 230V231H181ZM188 230V229H187ZM220 230H222L221 231V233H219L220 232ZM240 232H239V231ZM260 230H262V228H260ZM83 231V230H82ZM105 231V232H106ZM121 231V230H120ZM139 231V232H138ZM147 231V230H146ZM193 231V230H192ZM198 231H200V232H198ZM211 231V234L209 235L208 234V232H210ZM219 231V232H218ZM244 231H246V232H248L247 233V237H246V232H244ZM84 232V231H83ZM122 232V231H121ZM124 232V231H123ZM123 232H122V234H123ZM134 232V233H135ZM144 232H145V230H144ZM194 232V231H193ZM212 232H214V234L213 235H216L215 234V232L218 234H220V237H219V235H216L215 237H217L218 236V238L220 239V241L218 240V238L216 239H213V235H212ZM242 232V233H241ZM107 233H108V231H107ZM200 233V234H199ZM223 233V237L221 236V234ZM229 233H231V235L229 234ZM244 233V234H243ZM106 234V233H105ZM109 234V233H108ZM177 234V235H178ZM187 234H188V231H187ZM186 233H185V235H187ZM230 236H229V235ZM240 234H242V235H240ZM125 235V234H124ZM142 235V234H141ZM208 235H209V237H208ZM248 235H250V236H248ZM89 236V235H88ZM126 236V235H125ZM164 236H166V235H164ZM231 236H233V237H231ZM241 237V238H239V237ZM244 236V237H243ZM257 236L259 237V238H257ZM263 236V237H262ZM162 237V236H161ZM160 237V238H161ZM187 238H188V236H186ZM226 237V238H225ZM257 239H255V238ZM95 238V239H94ZM102 238V237H101ZM106 238V239H105ZM120 238H122V239H120ZM130 238V237H129ZM133 238V237H132ZM159 237L158 236H156L155 237V239L157 240V242H156V240H152V242L155 244L156 243V245H158L159 243H161L163 240L165 241V239L164 238H166V237H162V239L163 240H161V241H159L160 239H158ZM187 238H185L186 239V241H187ZM196 238L198 239L197 240V242H196V244H195V242H194V240L196 241ZM208 238H209V241H208ZM214 240V241H216V244H218L217 246H215L214 245V243L215 242H212V239ZM231 238V239H230ZM234 238V239H233ZM239 238V239H238ZM243 238V239H242ZM261 238V239H260ZM114 239H116V240H114ZM152 239V238H151ZM177 239H178V237H177ZM192 239H194L193 241H192ZM228 240L227 242H226V240ZM238 239V240H237ZM241 239V240H240ZM247 239V240H246ZM122 240L123 241H125V245H127V246H123V242H122ZM145 240V239H144ZM148 240V239H147ZM146 240V241H147ZM150 240V239H149ZM175 240V239H174ZM173 240V241H174ZM217 240L220 242V245H222L224 248L226 247V249H229L228 250V252H227V250H225L222 246V248H220V246H219V242L217 243ZM230 240H232V242H235V240H236V244H234V243H232ZM243 240V242H245V246H246V244H247V246L245 247L244 245H243V243L241 242ZM244 240H246V241H244ZM258 240H260L259 242H258ZM135 241H137V240H135ZM143 241V240H142ZM142 241H141V246L144 244V242H143V244H142ZM151 241V240H150ZM163 241V242H164ZM176 241V240H175ZM224 241V242H223ZM122 242V245L120 246V244L119 243H121ZM211 242V243H210ZM247 242V243H246ZM95 243V244H94ZM113 243V244H112ZM148 243V242H147ZM147 243H145L146 245H147ZM173 243V242H172ZM184 243H185V240H184ZM198 243V244H197ZM227 245H226V244ZM228 243H230L231 244V246H229V244ZM116 244V245H115ZM144 244V245H145ZM149 244H150V242H149ZM148 244V245H149ZM153 244V245H154ZM182 244V246L183 247H185L184 249H182V246H180ZM214 245V246H212V248H211V254H207V253H210V252H207V250L209 251V249H210V245ZM234 244V245H233ZM238 244H240L239 245V247H238ZM63 245H65V244H63ZM74 245V246H73ZM98 246L99 248H102L101 250L100 249H98V247H96V246ZM140 245V244H139ZM160 245V244H159ZM172 246H170V248H171V251L172 250H174V252H175V254L177 253V251H178V247L177 248H174V246L173 245H175V242L173 243V244H171ZM195 245V246H194ZM236 245H237V247H236ZM72 246H73V249H72ZM94 246H95V248L97 249H93L94 248ZM150 246H152L151 244H150ZM150 246L149 247H146L145 246V249L147 250L148 248H150ZM177 246V245H176ZM229 246V247H228ZM233 246H235V248L233 247ZM242 248H241V247ZM113 247V248H114ZM187 247V248H186ZM197 247H198V249H197ZM214 247H217L219 250H217V248H216V250H214V253L215 252H218V253H216L217 255H214V253H213V250L212 249H214ZM228 247V248H227ZM230 247H232V249L230 248ZM117 248V247H116ZM115 248V249H116ZM119 248V250H121ZM173 248V249H172ZM239 248V249H238ZM241 248V249H240ZM244 248V249H243ZM220 249H221V251H220ZM223 249V250H222ZM259 249V250H258ZM93 250V251H92ZM188 250V251H187ZM198 250V251H197ZM232 252H231V251ZM234 250V251H233ZM236 250H237V252H236ZM258 250V251H257ZM56 251V250H55ZM91 252L92 251V253L93 252H95V254L93 253V254H90V255H88L89 254V252ZM197 251V252H196ZM240 251V252H239ZM102 252H104V251H102ZM122 252V251H121ZM173 251L171 252L172 254L174 253ZM207 252V253H206ZM225 252V253H224ZM105 253V252H104ZM116 253H118V252H116ZM238 253H241V255L239 256V254ZM100 254H102V253H100ZM108 254V253H107ZM191 254V255H190ZM195 254V255H194ZM213 254V255H212ZM245 255V257L247 258H245L244 257V255ZM262 254V255H261ZM179 256V253H177L176 255H174L175 257L176 256ZM194 255V256H193ZM206 255H208V256H206ZM243 255V256H242ZM99 256V255H98ZM101 256V255H100ZM206 256V257H205ZM211 256V258H209V259H207L208 257H210ZM220 256V258H221V255H219ZM219 256L217 257L218 258V260L217 259H215L216 260V262H218L219 264L221 263V264H223L222 263V259H220L219 260ZM93 257L94 258H96L95 259V263H93L94 262V259H93ZM175 257H173V255H172V257H168V258H175ZM184 257H186V258H184ZM215 257V258H214ZM231 257H233V258H231ZM241 257V258H240ZM252 257V258H251ZM40 257H38V259H39ZM111 258V257H110ZM167 258V257H166ZM167 258V259H168ZM243 258H245V259H243ZM41 259V258H40ZM47 259H49L50 260V262L47 260ZM97 259H99V262H98V260ZM106 259V258H105ZM176 259V258H175ZM175 259H173L174 261L173 262H175V263H177L176 261H175ZM181 259V260H182ZM205 259H206V261H205ZM172 260V259H171ZM178 260V259H177ZM185 260H182L183 262L185 261ZM227 260V261H228ZM244 260H246L247 261V263H246V261L244 262ZM251 260V261H250ZM102 261V262H103ZM106 261H108V260H106ZM182 261L180 262V260H178V262L179 263H181V264H187L186 262H184V263H182ZM205 261V262H204ZM211 261V262H210ZM221 261V262H220ZM241 261H243V262H241ZM257 261V262H256ZM41 262V263H40ZM204 262V263H203ZM223 262H225V261H223ZM56 263H57V261H56ZM60 263H58V264H60ZM105 263V262H104ZM103 263V264H104ZM178 263V264H179ZM218 263H214V264H218ZM101 264V263H100ZM224 264H226V263H224Z\"/></svg>",
	"mask_w": 264,
	"mask_h": 264
}]
</instances>
